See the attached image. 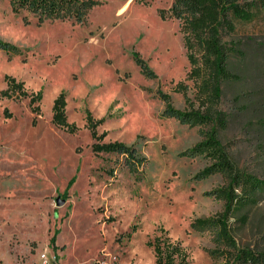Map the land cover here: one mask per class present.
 <instances>
[{"label":"rangeland","instance_id":"1","mask_svg":"<svg viewBox=\"0 0 264 264\" xmlns=\"http://www.w3.org/2000/svg\"><path fill=\"white\" fill-rule=\"evenodd\" d=\"M98 1L79 23L41 20L0 0V39L16 47H0V92L12 76L41 94L39 114L30 96L0 98V264H43V254L49 264H156L149 242L165 232L182 242L187 264H240L234 248L216 242L215 229L192 225L223 210L224 201L207 192L229 182L220 172L198 178L209 160L182 154L210 125L164 115L157 94L168 93L180 110L199 105L181 22L167 14L174 0ZM237 35L250 39L246 60H233L246 77L225 84L219 107L226 110L240 106L235 96L243 90L264 94V14L240 23ZM179 82L188 85L186 94ZM61 92L74 133L53 122ZM88 114L105 133L101 143L134 146L141 164L95 151ZM242 123L222 138L243 169L264 177V145ZM250 212L247 224L231 219L232 232L240 247L264 251V194Z\"/></svg>","mask_w":264,"mask_h":264},{"label":"trees","instance_id":"2","mask_svg":"<svg viewBox=\"0 0 264 264\" xmlns=\"http://www.w3.org/2000/svg\"><path fill=\"white\" fill-rule=\"evenodd\" d=\"M15 11L29 10L46 18L74 19L83 23L98 0H9ZM168 16H173L181 22V31L188 59L191 64L188 78L196 86V100L199 105L190 103V108L180 110L173 106L168 93L158 91L165 101L163 114L174 117L182 124L189 126L210 125L202 134V138L193 146L182 152L188 157L204 156L209 163L196 175L207 178L215 173H223L229 177V182L207 192L208 195L224 201V208L216 215L198 217L193 221V228L205 230L215 229L217 243H225L236 250L234 260L240 264H264V251L251 248L250 245L240 247L232 232L231 219L247 224L250 210L257 205L264 194V177L255 171L243 169L233 156L228 145L222 138V131L232 123H242L244 132L256 140L259 147L264 145V94L260 90H243L235 96V102L240 106L229 110L219 107L225 95L227 82L244 80V69H237L234 58H240L243 63L247 56V43L237 35L238 25L248 23L264 14V0H174L167 10ZM0 47L16 48L0 39ZM136 62L142 70L152 76L154 72L137 53ZM8 87L0 92V98L31 97L30 104L35 113L41 112L39 104L40 92H30L23 81L12 76H6ZM176 89L187 93L188 85L179 82ZM67 100L61 92L54 100L53 122L56 126L74 133L77 126L71 123L67 115ZM7 117L12 113L6 109ZM92 134L97 141L93 144L95 151H117L125 155V162L141 164L142 157L137 154L134 146L120 142L101 143L105 133L99 134L91 114H88ZM262 153V152H261ZM154 248L156 264H187L189 253L180 240H173L167 232L157 235L149 242ZM213 256L222 253L215 249L210 251ZM225 254V253H223ZM231 255V256H232Z\"/></svg>","mask_w":264,"mask_h":264},{"label":"built area","instance_id":"3","mask_svg":"<svg viewBox=\"0 0 264 264\" xmlns=\"http://www.w3.org/2000/svg\"><path fill=\"white\" fill-rule=\"evenodd\" d=\"M43 264H49L46 254L42 255Z\"/></svg>","mask_w":264,"mask_h":264},{"label":"water","instance_id":"4","mask_svg":"<svg viewBox=\"0 0 264 264\" xmlns=\"http://www.w3.org/2000/svg\"><path fill=\"white\" fill-rule=\"evenodd\" d=\"M57 203H58L59 205H61V204L64 203V200H61V198H58V199H57Z\"/></svg>","mask_w":264,"mask_h":264}]
</instances>
